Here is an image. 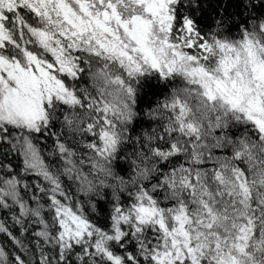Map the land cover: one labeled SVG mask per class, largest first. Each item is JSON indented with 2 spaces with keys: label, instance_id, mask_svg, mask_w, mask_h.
Here are the masks:
<instances>
[{
  "label": "snow or ice",
  "instance_id": "snow-or-ice-1",
  "mask_svg": "<svg viewBox=\"0 0 264 264\" xmlns=\"http://www.w3.org/2000/svg\"><path fill=\"white\" fill-rule=\"evenodd\" d=\"M0 264H264V0H0Z\"/></svg>",
  "mask_w": 264,
  "mask_h": 264
}]
</instances>
